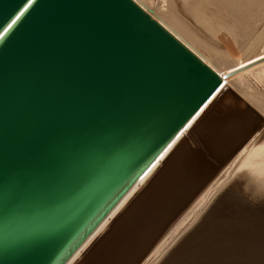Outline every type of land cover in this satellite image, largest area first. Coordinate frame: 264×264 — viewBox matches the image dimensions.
Returning a JSON list of instances; mask_svg holds the SVG:
<instances>
[{"label":"water","instance_id":"water-1","mask_svg":"<svg viewBox=\"0 0 264 264\" xmlns=\"http://www.w3.org/2000/svg\"><path fill=\"white\" fill-rule=\"evenodd\" d=\"M151 11L136 0H0V264H65L221 87ZM233 99L222 116L243 123L214 140L209 121L210 153L187 142L77 264H106L145 220L112 264L138 262L263 124ZM225 190L159 264H264V193L240 200Z\"/></svg>","mask_w":264,"mask_h":264},{"label":"bare ground","instance_id":"bare-ground-1","mask_svg":"<svg viewBox=\"0 0 264 264\" xmlns=\"http://www.w3.org/2000/svg\"><path fill=\"white\" fill-rule=\"evenodd\" d=\"M136 1L143 7L150 8L152 10L151 15L156 17L199 55L203 61L216 70L222 76L223 82L210 100L142 173L65 264H77L85 253L91 252L100 236L106 234L103 239L108 238L115 228L116 218L121 216L131 200L166 164L167 160L185 146L187 140L191 139L190 141H192L195 148L204 147L205 152L210 153L214 144L206 143V139L205 143H202L206 133H201L200 125L210 115L215 106H217V109H215L214 112L216 113L213 117H215V121L219 122V128H221L217 134L220 140L224 139L232 126L238 127L244 121L241 116L232 118L222 116L228 114L227 110L230 106L226 102L231 98L233 99V97L236 100L243 99V101H247L260 113L264 120V89L258 88V85L264 84V42L258 48L254 47L239 58H232L229 55L231 53L228 54L226 49L227 47L235 48L242 38L244 39L247 35L251 36L253 33L254 35L256 33L261 35L262 39L264 38V28L261 30L264 23V0ZM261 38L256 36L254 40L258 41L260 39L259 41H261ZM224 45H227V47H223ZM202 51L208 56H205ZM209 57L216 59L220 66L217 67V64L212 61L214 65ZM220 110L222 112L219 114ZM209 118L207 119L208 122ZM226 121L227 124H224ZM263 125L264 123L251 127L247 136L232 146L226 153L225 159L218 170L192 196L169 226L159 234L142 254L136 264H159L167 251L194 224L206 207L218 197L221 190L225 189L227 184L228 190H232L236 186L237 183L230 185L229 181L239 173H244L247 187H253L249 188L250 193H264ZM141 222L144 223L145 220ZM142 223H139L132 233H126L120 238L121 241L117 244L115 250L108 253L104 258L107 260L106 264H112L120 249H124L129 245L132 238L140 232ZM117 231L118 228L112 237Z\"/></svg>","mask_w":264,"mask_h":264},{"label":"rangeland","instance_id":"rangeland-1","mask_svg":"<svg viewBox=\"0 0 264 264\" xmlns=\"http://www.w3.org/2000/svg\"><path fill=\"white\" fill-rule=\"evenodd\" d=\"M262 28V29H261ZM260 29L261 30H263V28H264V23L262 24V27H261ZM260 30V31H261ZM260 33V32H259ZM254 36V37H253ZM256 36H257V38H261V35H258L257 33L254 35V33H253V35L251 34V36L250 35H247V36H245L244 37V39L242 38L241 39V41H240V43L239 44H237L236 45V47L235 48H228L227 47V45H224L223 47H227L226 49L228 50H225V51H227V53L229 54V53H231V54H229L232 58H236V57H241L242 55H244L245 54V52H247V51H251L254 47L255 48H258V46H260L261 44H263V42H264V38L262 39L261 38V41H259L260 39H258V41L257 40H254V39H256ZM259 36V37H258ZM263 36V35H262ZM248 38V39H247ZM243 41V42H242ZM253 42H255V43H253ZM259 44V45H258ZM223 50H224V48H222ZM231 51V52H230ZM202 53L205 55V56H208L207 54H205V52H203L202 51ZM243 53V54H242ZM209 59H210V61L212 62H214L215 64H217L216 66L217 67H219L220 65V63L216 60V59H213V58H210L209 57ZM212 62V63H213ZM217 62V63H216ZM213 63V64H214ZM214 64V65H215ZM219 65V66H218ZM261 85H263L264 86V84H261ZM261 85H258V88H260V89H264V87H262ZM240 99H242L241 97H240ZM243 100V99H242ZM224 102V101H223ZM247 102V101H246ZM248 103V102H247ZM249 104V103H248ZM250 105V104H249ZM251 106V105H250ZM215 109H217V106H215L212 110H211V112H210V118H209V116H207V118H205L203 121H202V123H201V125H200V131H201V133H207L208 131H211V129L209 130V128H208V126H207V123H208V121H207V119L209 118V121L211 120V121H215V117H213V115L216 113V112H214V111H216ZM222 110V109H221ZM219 111L218 113L220 114L222 111ZM207 121V122H206ZM215 122H217V121H215ZM264 123V122H263ZM224 124H227V121L224 123ZM264 126V125H263ZM220 130H221V128H219V122H218V127L217 128H215V131L213 132V138H214V140L215 139H217L218 138V136H217V134L220 132ZM206 136V135H205ZM191 139H189V140H187L186 141V143L188 142L190 145H193L194 146V144L192 143V141H190ZM185 143V144H186ZM206 143H208L207 141H206ZM209 144V143H208ZM199 149H202L203 151H202V153L204 154V156H207L208 155V153H206L205 152V150L203 149L204 147H198ZM206 154V155H205ZM191 161V160H190ZM192 163H193V161H191ZM218 170V169H217ZM216 170V171H217ZM215 171V172H216ZM214 172V173H215ZM211 177V176H210ZM238 180V181H237ZM206 181H209V178L206 180ZM230 183V185H233V184H235V183H237L236 184V186L235 187H233V189H232V194H233V196L234 197H236V198H239L240 200L242 199H244V198H246L247 196H249L250 195V191H249V188H253V187H247V181H246V177H245V175H244V173L243 172H241V173H239L238 175H236V176H234L233 178H232V180H230L229 181ZM234 182V183H233ZM228 187V184L225 186V189ZM224 188L221 190V191H224L225 190ZM236 195V196H235ZM178 215V214H177ZM176 215V216H177ZM175 216V217H176ZM174 217V218H175ZM173 218V219H174ZM173 219L170 221V222H168V224L164 227V229L162 230V232L165 230V228H167L168 226H169V224L173 221ZM161 232V233H162ZM160 233V234H161Z\"/></svg>","mask_w":264,"mask_h":264}]
</instances>
